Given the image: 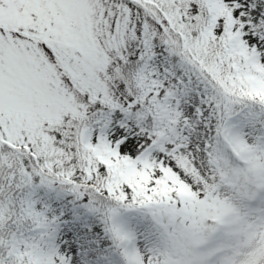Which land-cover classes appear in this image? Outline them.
<instances>
[{"label":"snow or ice","instance_id":"obj_1","mask_svg":"<svg viewBox=\"0 0 264 264\" xmlns=\"http://www.w3.org/2000/svg\"><path fill=\"white\" fill-rule=\"evenodd\" d=\"M0 264H264V0H0Z\"/></svg>","mask_w":264,"mask_h":264}]
</instances>
